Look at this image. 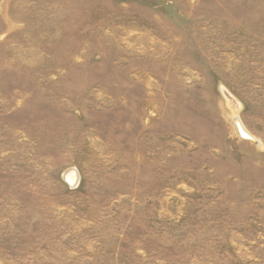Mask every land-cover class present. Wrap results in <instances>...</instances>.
<instances>
[{
	"label": "rangeland",
	"instance_id": "374dc122",
	"mask_svg": "<svg viewBox=\"0 0 264 264\" xmlns=\"http://www.w3.org/2000/svg\"><path fill=\"white\" fill-rule=\"evenodd\" d=\"M0 264H264V0H0Z\"/></svg>",
	"mask_w": 264,
	"mask_h": 264
},
{
	"label": "bare ground",
	"instance_id": "6f19581e",
	"mask_svg": "<svg viewBox=\"0 0 264 264\" xmlns=\"http://www.w3.org/2000/svg\"><path fill=\"white\" fill-rule=\"evenodd\" d=\"M224 89V88H223ZM225 90V89H224ZM225 92H227V91H225ZM229 93V92H228ZM225 95H227V94H225ZM229 97H231V96H229ZM228 97V98H229ZM230 99V98H229ZM232 99V98H231ZM233 100V99H232ZM231 100V103L233 102ZM234 100H235V98H234ZM229 102H230V100H229ZM235 102V101H234ZM233 102V103H234ZM232 103V104H233ZM234 105H235V103H234ZM237 105V104H236ZM236 107V106H235ZM237 117V114L235 113L234 114V123H235V125H236V129H237V134H238V136H239V138H241V139H243V140H249V141H251V142H253V143H255V144H257V143H259L260 142V140L255 136V135H253L245 126H244V124L241 122V120L239 119H237L236 118ZM239 118V117H238ZM65 176H64V178L66 179V182L68 183V185L70 186V187H76V185L77 184H79V181H80V173H79V171L77 170V169H75V167L73 168V169H68L66 172H65V174H64Z\"/></svg>",
	"mask_w": 264,
	"mask_h": 264
},
{
	"label": "water",
	"instance_id": "95a60500",
	"mask_svg": "<svg viewBox=\"0 0 264 264\" xmlns=\"http://www.w3.org/2000/svg\"><path fill=\"white\" fill-rule=\"evenodd\" d=\"M65 176V175H64Z\"/></svg>",
	"mask_w": 264,
	"mask_h": 264
}]
</instances>
